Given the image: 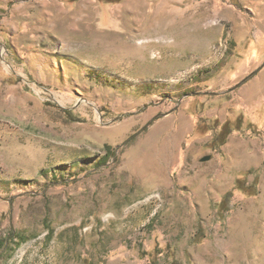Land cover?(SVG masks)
<instances>
[{
	"label": "rangeland",
	"instance_id": "374dc122",
	"mask_svg": "<svg viewBox=\"0 0 264 264\" xmlns=\"http://www.w3.org/2000/svg\"><path fill=\"white\" fill-rule=\"evenodd\" d=\"M11 234L0 264H264V0H0Z\"/></svg>",
	"mask_w": 264,
	"mask_h": 264
},
{
	"label": "trees",
	"instance_id": "16d2710c",
	"mask_svg": "<svg viewBox=\"0 0 264 264\" xmlns=\"http://www.w3.org/2000/svg\"><path fill=\"white\" fill-rule=\"evenodd\" d=\"M227 126H228V125L226 124V125L222 128V131H221L222 134H223V132L225 131V128H226ZM218 141L221 142V144H222V143L225 142V138H223V139H218ZM238 181L241 182V179H239ZM239 189H244V188H243V186H242V187H239ZM231 195H232V192L229 193L228 196H226V197L228 198V197H230ZM15 238H19V240L16 241V242H17V243H16V246L22 244L24 241L27 240L26 237H23V236L20 235V234H13V235L11 234V235H9L5 240L0 241V249H1V248H4V247L6 246V243H10V244H11V242H13V241L15 240Z\"/></svg>",
	"mask_w": 264,
	"mask_h": 264
}]
</instances>
